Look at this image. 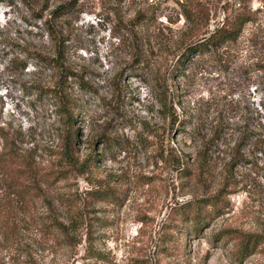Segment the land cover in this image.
Returning <instances> with one entry per match:
<instances>
[{
  "label": "rangeland",
  "instance_id": "rangeland-1",
  "mask_svg": "<svg viewBox=\"0 0 264 264\" xmlns=\"http://www.w3.org/2000/svg\"><path fill=\"white\" fill-rule=\"evenodd\" d=\"M68 2L0 0V264H264V0Z\"/></svg>",
  "mask_w": 264,
  "mask_h": 264
},
{
  "label": "trees",
  "instance_id": "trees-1",
  "mask_svg": "<svg viewBox=\"0 0 264 264\" xmlns=\"http://www.w3.org/2000/svg\"><path fill=\"white\" fill-rule=\"evenodd\" d=\"M76 0H69L67 7H71L74 5ZM183 7V6H182ZM65 8V7H61ZM60 10V8H59ZM55 11L53 14H56ZM185 16L190 19L194 16L189 11H184ZM251 20V16L247 13L244 9L242 13H235L233 17L230 19L224 20V22L217 27L209 36L205 37L203 40L190 43L185 47L184 52L180 56V61L184 58L185 60L187 57L196 54L202 51H209V49H217L225 42L235 41L242 29V27ZM48 33L51 39L54 41L55 48H56V56L55 58L47 59V63L53 68L54 72L58 77L59 86L50 89L49 94L50 96L56 100L59 104V112L64 117L63 125H64V135L62 136V148H63V155L71 162L70 164L74 163L73 161V150H74V122L75 116L72 112V103L70 94L65 90L61 83L68 75L72 74L69 68H67L62 61V45H61V33L57 30L54 24L48 25ZM33 184L36 185V190L39 189L36 180L33 179ZM204 202V201H203ZM206 202V201H205ZM195 224H198V217L194 219ZM256 240H252L248 238L246 240L243 239L241 245L239 247V255L241 257L245 256L249 252H253L257 245Z\"/></svg>",
  "mask_w": 264,
  "mask_h": 264
}]
</instances>
